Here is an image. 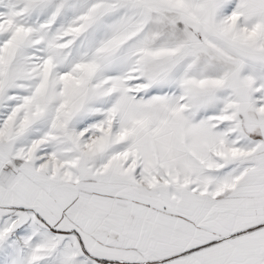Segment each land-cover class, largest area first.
Here are the masks:
<instances>
[{
    "label": "snow or ice",
    "instance_id": "obj_1",
    "mask_svg": "<svg viewBox=\"0 0 264 264\" xmlns=\"http://www.w3.org/2000/svg\"><path fill=\"white\" fill-rule=\"evenodd\" d=\"M0 264H264V0H0Z\"/></svg>",
    "mask_w": 264,
    "mask_h": 264
}]
</instances>
